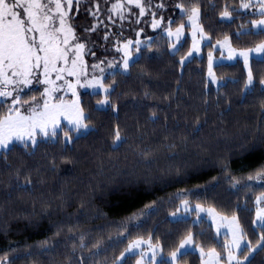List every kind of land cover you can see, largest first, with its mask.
<instances>
[{
	"label": "trees",
	"instance_id": "16d2710c",
	"mask_svg": "<svg viewBox=\"0 0 264 264\" xmlns=\"http://www.w3.org/2000/svg\"><path fill=\"white\" fill-rule=\"evenodd\" d=\"M181 2L200 3L199 23L210 33L211 42L227 33L232 45L239 48L250 47L261 38L250 33L236 34L240 25L250 19L244 10L234 11L235 19L219 16L225 3L232 6L238 0ZM168 4L164 10L165 20L171 17L173 26L185 20L186 17L182 18L175 7L176 0ZM88 20L81 8L75 23L85 24ZM146 25H138L145 30L141 36H151L160 55L154 60L141 58L132 66L130 75L117 76L120 83L111 98L121 106V133L128 136L119 151L109 148L111 137L107 134L109 122L115 121L116 116L111 114L110 108L105 110V106L94 109L99 96L91 95L92 91H83L80 95L89 122L97 127L94 135L67 147L47 140L39 144L34 155H24L22 148L17 146L8 155L10 167L0 161V255L7 251L12 264H68L65 257L73 238L78 241L80 232L87 233L89 244L101 235L105 243L109 238L118 241L100 254L101 260L106 257L109 262L126 247L128 240L137 235L145 239L151 235L154 243L159 239L164 256L189 228L196 233L195 241L205 248L215 244L213 228L205 218L193 224L191 217H187V221L170 217L184 197L190 202L212 205L217 212L227 215L237 212L248 238L255 240L253 229L257 233L260 231L251 223L256 207L255 196L264 191V184L249 181L246 186L245 181L250 173L264 165V148H241L240 145H251L258 131L264 132V127L257 128L260 112L259 106L253 102L260 93L254 92L240 102L239 89L245 75L241 60L214 64L213 69L221 78L219 89L211 84L205 88L207 50L211 43H204L201 54L192 55L181 67L176 61L187 51L189 35L184 36L173 56L167 49V37ZM128 26L124 29L125 37L134 40V27ZM185 29L188 30V26ZM95 39L96 35L93 36ZM94 51L98 57L118 56L111 49ZM87 59L91 63V58ZM251 63L258 82L259 76L264 75V62L252 57ZM233 79L238 83H233ZM206 92L207 105L204 103ZM218 97H221L220 103L216 104ZM229 98L231 110L221 116ZM129 101H135L138 106L133 108L127 103ZM152 112L158 117L154 122L148 119ZM196 117L201 122L207 120L201 133L196 138L189 137L186 146L169 147L170 144H180ZM137 145L152 147L153 170L164 169L175 175L177 167L187 168L186 179L166 187L146 183L142 179L146 166L136 165L135 171L132 167ZM63 156L71 159L65 160ZM19 166L29 170L31 190L11 189V184L16 181L14 169ZM227 176L236 177V187ZM24 179L22 175L20 181ZM129 180L132 181L131 187H128ZM10 191V197L6 196ZM61 225L62 230L57 232ZM121 229L126 235L118 239ZM218 239L222 242L224 234ZM54 241L59 243L54 245ZM261 255L256 254L254 264H258ZM135 258V255H127L125 264H134ZM180 263L200 264V255L188 250L181 256Z\"/></svg>",
	"mask_w": 264,
	"mask_h": 264
},
{
	"label": "snow or ice",
	"instance_id": "6c2138e0",
	"mask_svg": "<svg viewBox=\"0 0 264 264\" xmlns=\"http://www.w3.org/2000/svg\"><path fill=\"white\" fill-rule=\"evenodd\" d=\"M166 7L165 0H0V152L3 153L0 155V161L10 167L8 155L17 146L22 148L24 155H34L39 144L47 140L60 142L67 147L94 135L97 127L89 122V114L85 111L79 92L81 88H91V95L99 96L94 109L99 110L100 106H105V110L110 108L111 114L116 116L115 121L109 122L107 134L111 137L109 148L119 151L127 142L128 136L121 133V106L111 98L120 83L117 76L130 75L132 66L141 58L154 60L160 55V50L154 47L152 38L141 36L143 28H135L134 40L125 37L124 29L129 21L139 25L142 18L147 23V18L150 17L149 26L163 30L167 37L169 54L174 56L180 45L173 41H180L186 23L182 19L173 27L172 18L169 17V23L165 25V18L159 13ZM175 7L180 10L182 18L186 17L192 38L187 51L176 61L182 67L186 58L200 52L202 39L208 38L209 43L211 39L210 33L199 23V2L185 4L176 0ZM81 8L89 20L85 24L77 25L75 19L78 18ZM241 10H246L244 14L252 18L245 20L236 34L250 33L261 38L250 47L239 48L233 47L231 37L227 33L218 39L216 45H219L221 56L214 57L213 50L209 49L205 88L211 84L217 85L219 89L221 78L217 77L213 69L214 60L223 58L225 52L228 59L238 55L243 60L245 73L243 85L239 89L240 102L254 92L260 93L253 101L259 106L260 120L257 128L260 129L264 127V75H260L257 82L251 60L252 54L255 53L256 58L264 62V0H238V3L232 6L225 3L219 11V16L235 19L233 12ZM246 25L249 27L245 28ZM216 45H213V48ZM94 49H111L118 56L98 57ZM87 57L91 58V63ZM232 82L238 83L235 79ZM220 99L221 97L217 98L216 104L220 103ZM127 103H131L133 108L138 106L135 101ZM204 103H208L207 92L204 94ZM231 107L232 101L229 98L221 116L230 111ZM148 119L154 122L158 117L152 112ZM100 123L103 126V121ZM206 123V119L201 122L199 117H196L191 130L181 138L180 144L168 146H186L188 138H196ZM240 147L264 148V132L258 131V136L251 145L244 144ZM152 152L153 149L149 145H137L134 150L133 171L136 170V165H145L142 179L146 183H158L166 187L170 183L186 179L187 168L177 167L175 175L164 169L153 170L151 165L154 157L150 155ZM62 158L71 159L70 156ZM224 167L227 169V164ZM28 171L23 166L14 169L16 181L11 184L12 190H31L32 180ZM22 175L25 177L23 182L20 181ZM226 178L230 179L233 187L237 186L236 177ZM252 180L264 181V165L249 174L245 185ZM131 186L132 181L129 180L128 187ZM10 195L11 191L6 193V196ZM255 204L251 223L260 231L257 233L255 228L253 229L256 237L254 241L248 238L237 212L233 211L231 215H227L217 212L212 205L205 209L203 204L197 202L192 205L190 200L184 197L170 215L176 216L181 208L185 213L194 211L197 219L193 224H198L201 220L200 214L207 211L212 220V227L216 229V236L213 238L216 240L215 244L205 248L202 243L195 241L196 233L189 228L165 257L159 239L153 243L151 235L147 240L142 235H137L128 240L126 247L109 262L106 257L101 260L100 254L118 241L109 238L105 243L101 235L89 244L87 233L80 232L77 234L78 241L73 238L72 247L65 258L68 264H125L122 258L128 253L135 255L134 264H180L181 256L186 255L189 246L194 245L200 253V264H254L257 253H262L258 264H264V191L256 194ZM152 205H155V201ZM143 214L141 212V215ZM179 219L187 221V216H180ZM222 225L226 231L223 241L220 242L218 237ZM62 228L63 225L57 232ZM69 228L71 230V226ZM123 235L126 233L121 229L118 239H122ZM58 243L59 241H54V245ZM0 264H12V258L7 251L0 255Z\"/></svg>",
	"mask_w": 264,
	"mask_h": 264
},
{
	"label": "rangeland",
	"instance_id": "374dc122",
	"mask_svg": "<svg viewBox=\"0 0 264 264\" xmlns=\"http://www.w3.org/2000/svg\"><path fill=\"white\" fill-rule=\"evenodd\" d=\"M170 1H172V0H165V3H166L167 5H169L168 3H169ZM173 3H175V1H174ZM165 9H166V8H165ZM165 9H164V10H165ZM164 10H163L162 13H159V15H163V16H164V15H165V14H164V13H165ZM179 11H180V10H179ZM244 11H246V10H244ZM224 18H225V17H224ZM227 18H228V17H227ZM251 18H252V17H250V19H251ZM184 21H185V23H186V26H188V30L184 29V34H183V36L181 37L180 41H173V43H178V44H180V42L182 41V39L184 38V36H185L186 34H188V35H189V46H190L191 41H192L191 33L189 32L190 25L187 24V22H186V18H185ZM140 23H142L143 25H146V24L148 23V25H146V27H148L150 30H156V31H159L161 34H164V32H163L162 29H160V28L152 29V28L149 26V24H150V17L147 18V23L145 22V19H144V18H142V19L140 20L139 24H140ZM164 23H165V25H167V23H169V19H168V20H165V19H164ZM171 23H172V20H171ZM127 24H128V25H132V26L134 27V28H133L134 30H135V28L138 26L136 23L131 22V21L127 22ZM172 26H173V25H172ZM127 27H130V26H127ZM143 27H145V26H143ZM173 27H175V25H174ZM144 32H145V30H144L142 33H144ZM164 35H165V34H164ZM165 36H166V35H165ZM147 37H151V36H147ZM219 39H221V38H219ZM217 40H218V39H217ZM217 40L212 41V42H211V46L209 47V49H212V50H213V56H214V57H220V56H221L220 51H219V45H216V41H217ZM206 42H208V38L202 39V40H201V45H200V48H201L200 52H199V53H193V55H199V54H201V52H202V45H203L204 43H206ZM213 45H216L215 48H213ZM233 47H235V46H233ZM237 48H238V47H237ZM209 49L207 50V53H208ZM252 57H257V54L253 53V54H252ZM107 58H112V57H107ZM188 58H189V57H188ZM188 58H186V59H188ZM235 60H241V61L243 62L242 58H240L238 55H237L236 57H233L232 59H228V58H227V53L225 52V55H224L223 58H220V59H216V60H214V64H217V63H223V62H231V61H235ZM214 64H213V66H214ZM83 91H93V89H91V88H81V89H79V92H80V93L83 92ZM69 98H70V94H69ZM100 107H104V106H100ZM250 182L253 183V184H264V181H256V180H252V181H250ZM195 203H196V202H191L192 205H195ZM204 206H205V209H206L207 206H206V205H204ZM172 213H173V212H172ZM254 214H255V211H254ZM184 215H186L187 217H191L193 221H195V220L197 219L196 213H195L194 211L189 212V213H185L184 210H183V208L180 209L179 213H178L176 216L170 215V217L173 218V219H175V218H179L180 216H184ZM200 217H201V218H205V219L211 224V226H212V220H211V217L209 216V214L207 213V211L202 212V213L200 214ZM253 217H254V216H253ZM212 228H213V227H212ZM224 231H226V228L222 225V231H221L220 235H223V234H224ZM213 232H214V234H215V236H216V229H215V228H213ZM220 235H219V237H220ZM219 237H218V238H219ZM144 239H145V238H144ZM145 240H147V239H145ZM153 243H154V242H153ZM188 250L196 251V252H198V254L200 255L199 251L195 248L194 245L189 246ZM137 254H138V253H137ZM127 255H129V254L126 253L125 257H126ZM166 256H167V255H165V257H166ZM125 257H124V258H125ZM124 258H122V259H124ZM180 264H183V263H180Z\"/></svg>",
	"mask_w": 264,
	"mask_h": 264
}]
</instances>
